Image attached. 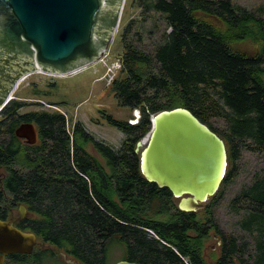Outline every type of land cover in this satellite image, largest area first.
<instances>
[{
    "label": "trees",
    "instance_id": "16d2710c",
    "mask_svg": "<svg viewBox=\"0 0 264 264\" xmlns=\"http://www.w3.org/2000/svg\"><path fill=\"white\" fill-rule=\"evenodd\" d=\"M135 2L165 24L151 54L125 40L131 23L122 32V64L109 87L119 106L138 111L136 123L102 112L124 135L117 150L80 122L70 134L60 112L20 114L24 103L10 100L0 112V220L24 206L31 217L14 226L81 264H110L108 250L119 244L121 260L136 264H246L249 242L223 233L215 207L235 176L239 148L264 153V17L231 0ZM178 107L216 133L227 152L217 193L195 212L180 211L167 189L146 181L134 152L152 116ZM209 116L223 118V135L208 124ZM22 123L34 124L36 144L14 135ZM231 207L242 212L238 229L253 240L252 264H264V178L243 189ZM209 240L218 251L205 252ZM39 253L37 247L31 257ZM28 257L12 258L26 264Z\"/></svg>",
    "mask_w": 264,
    "mask_h": 264
},
{
    "label": "water",
    "instance_id": "95a60500",
    "mask_svg": "<svg viewBox=\"0 0 264 264\" xmlns=\"http://www.w3.org/2000/svg\"><path fill=\"white\" fill-rule=\"evenodd\" d=\"M123 3L0 0V111L25 74L66 75L98 61L118 28ZM14 135L36 144L32 123H22ZM134 152L145 180L167 189L184 212L200 209L217 193L228 165L223 140L180 107L152 116L151 130ZM18 212L23 218L26 208L20 205ZM15 221L0 220V264L11 254H32L37 245L35 234L18 229Z\"/></svg>",
    "mask_w": 264,
    "mask_h": 264
},
{
    "label": "rangeland",
    "instance_id": "374dc122",
    "mask_svg": "<svg viewBox=\"0 0 264 264\" xmlns=\"http://www.w3.org/2000/svg\"><path fill=\"white\" fill-rule=\"evenodd\" d=\"M135 1H124L118 28L112 35L105 51V53H108V56L105 57L104 55L103 59L101 58L102 60H99L97 64L89 65L79 71L66 75H51L40 71L25 74L23 80L21 79L20 83H17L10 99L24 103L19 113L25 114L37 110L60 112L66 117L67 129L70 134L72 124L80 122L89 134L118 150L121 147L124 135L116 127L105 122L102 118V112L113 116L115 119L124 121L127 119L130 121L132 117L137 119L138 114L135 110L130 111L118 105L110 90V84L107 85L105 79L102 77L106 73L107 68L118 57H121L123 50L122 32L129 23L132 26L130 32L125 34V40H132L134 44L149 54H151L150 52L154 44L158 42L165 28L164 22L160 19H156V21L155 19L153 20V17L150 18L142 13V8L140 9ZM231 1L257 14H262L264 17V0ZM141 26H145L146 30L142 31ZM150 28H153V30H150ZM168 31L169 29H167ZM134 34H137L136 39H140L139 43L135 42L133 38ZM207 122L218 134H224L225 123L223 118L209 116ZM87 150L94 153L90 149V146L87 147ZM235 165L236 173L233 180L217 199L218 204L215 207V219L224 234H234L249 242L245 259L247 261L246 264H252L255 255L253 240L250 239L248 233L238 229L237 221L241 218L242 212L233 210L231 201L243 189L250 186L257 177L264 178V153H254L247 149L239 148ZM239 201L245 204L244 200L239 199ZM208 203H211V198L203 205ZM17 210V208H14L13 212ZM40 246L48 248L46 251L53 250L47 244ZM118 246H110L107 253L108 263L114 264L123 258L124 248L120 244ZM206 248L205 252L208 254L210 250L216 251L218 246L215 241L209 240ZM54 252L56 254L61 253V251ZM49 254L44 252L33 257L29 256L27 259H24V262H27L26 264H33L37 261L39 264H53ZM247 255H250V258H247Z\"/></svg>",
    "mask_w": 264,
    "mask_h": 264
},
{
    "label": "flooded vegetation",
    "instance_id": "af4514ba",
    "mask_svg": "<svg viewBox=\"0 0 264 264\" xmlns=\"http://www.w3.org/2000/svg\"><path fill=\"white\" fill-rule=\"evenodd\" d=\"M20 140H22V142L25 143V140H23V139H20ZM37 141H38V131H37ZM37 141H36V143H37ZM201 209H202V207L200 209H198V210H201ZM30 216L31 215L26 210V214L23 216V218H20V214H19L18 210L16 212H13V210H12L10 216L6 220H9V219H12V218H16V221L14 223V225H15L16 223H19L23 219L29 218ZM214 238L217 239L216 236ZM37 247H39V249H40V253L39 254L43 253V251H45L47 253H50V255L52 256L50 258H51L53 264H81V262L79 260H77L76 258H73L71 256H68V255H66L64 253L56 254V253H53L54 251H52V250L51 251H46L48 248L41 247L39 243H37V245L34 247L33 252L35 251V249ZM49 249H52V248H49ZM33 252L30 255H20V254H11V255H8V256L5 257V260H4L3 264H23V263H19L18 262L19 260H14L12 257L15 256V255H18L19 257H22V256H25V257L26 256H31V255H33Z\"/></svg>",
    "mask_w": 264,
    "mask_h": 264
},
{
    "label": "built area",
    "instance_id": "2783aa9c",
    "mask_svg": "<svg viewBox=\"0 0 264 264\" xmlns=\"http://www.w3.org/2000/svg\"><path fill=\"white\" fill-rule=\"evenodd\" d=\"M105 51H106V50H105ZM105 51L103 52L102 56L98 59V61H99V60H102L103 57H104V55H105V57L108 56V53H107V52L105 53ZM101 58H102V59H101ZM98 61H96L93 65L97 64ZM121 64H122L121 57H118V58L114 61V63H112V64L107 68L106 73H105L104 76L102 77L103 79H105L107 85H109V84L112 82V80L115 78L117 72H118L119 69L121 68ZM45 75H47V74H45Z\"/></svg>",
    "mask_w": 264,
    "mask_h": 264
},
{
    "label": "clouds",
    "instance_id": "9594fccd",
    "mask_svg": "<svg viewBox=\"0 0 264 264\" xmlns=\"http://www.w3.org/2000/svg\"><path fill=\"white\" fill-rule=\"evenodd\" d=\"M135 112H137V110H135ZM138 114V116H139V113H137Z\"/></svg>",
    "mask_w": 264,
    "mask_h": 264
},
{
    "label": "bare ground",
    "instance_id": "6f19581e",
    "mask_svg": "<svg viewBox=\"0 0 264 264\" xmlns=\"http://www.w3.org/2000/svg\"><path fill=\"white\" fill-rule=\"evenodd\" d=\"M125 1V0H124ZM123 5H124V3L122 4V8H123Z\"/></svg>",
    "mask_w": 264,
    "mask_h": 264
}]
</instances>
